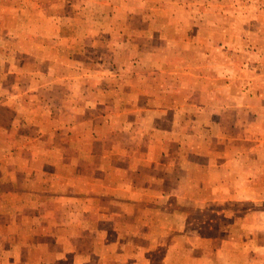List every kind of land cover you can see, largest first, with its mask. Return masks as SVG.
<instances>
[{
    "label": "rangeland",
    "instance_id": "374dc122",
    "mask_svg": "<svg viewBox=\"0 0 264 264\" xmlns=\"http://www.w3.org/2000/svg\"><path fill=\"white\" fill-rule=\"evenodd\" d=\"M0 264H264V0H0Z\"/></svg>",
    "mask_w": 264,
    "mask_h": 264
}]
</instances>
